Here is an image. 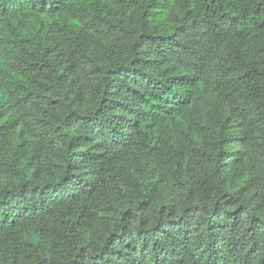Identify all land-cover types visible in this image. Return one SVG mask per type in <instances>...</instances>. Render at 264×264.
Instances as JSON below:
<instances>
[{"label": "trees", "instance_id": "obj_1", "mask_svg": "<svg viewBox=\"0 0 264 264\" xmlns=\"http://www.w3.org/2000/svg\"><path fill=\"white\" fill-rule=\"evenodd\" d=\"M0 264H264V0H0Z\"/></svg>", "mask_w": 264, "mask_h": 264}]
</instances>
